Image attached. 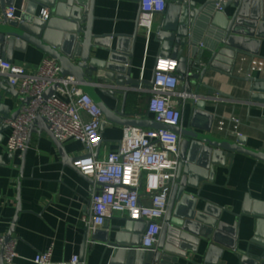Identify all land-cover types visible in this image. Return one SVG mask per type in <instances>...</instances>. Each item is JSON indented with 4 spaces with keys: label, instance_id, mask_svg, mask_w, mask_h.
<instances>
[{
    "label": "water",
    "instance_id": "obj_1",
    "mask_svg": "<svg viewBox=\"0 0 264 264\" xmlns=\"http://www.w3.org/2000/svg\"><path fill=\"white\" fill-rule=\"evenodd\" d=\"M23 1L27 4L24 13L17 21L7 22L4 9L13 5V2L0 0V60L11 62L13 50L25 51L27 46H30L45 57L54 60L59 66L61 77H70L79 84L82 92L87 94L102 112L104 122L101 128L105 123H109L122 128L163 129L181 138L179 168H177L175 185L169 194L156 252L140 250L141 236L146 223L127 221L112 241L109 237L104 241L106 246L112 248L109 264H162L167 261L166 256L173 253L167 247L168 242L173 238L188 240V237L181 236L179 231L190 232L198 239L197 242L206 241L224 247L219 241L223 237L224 228L219 222L220 210L207 205L201 212L196 211V200L186 189L196 188L197 185L192 182V178L195 177L198 168L201 167L204 172H209L214 165L220 164L219 158L228 159L234 153H240L264 162V154L245 148L244 139L241 137L235 141L214 137L211 121H208L205 127L195 126L196 118L206 115L205 100H198L192 95V86L196 82L201 85L208 73L236 79L233 71L238 57L260 58L259 46L261 40H264V0H232L224 5L222 13H216L213 3L208 1L199 8L189 0H165V9L160 14L153 40L157 43L159 59L176 61V78L180 82V91L191 100V124L184 129L167 127L144 119L136 120L134 116H127L124 112L127 96L135 93L139 87L149 88L154 79V72L148 82L134 78L132 57L138 30L137 21L136 32L129 38L130 50L123 51L119 47L111 50L105 44L108 36L96 35L93 32L96 21L94 17L96 0ZM37 7L48 10L47 22L41 21L34 15ZM228 7L234 10L231 15L225 13ZM202 32L206 33V38L203 51L198 52ZM93 51L105 52L107 57L100 58ZM201 61L205 62L202 68H200ZM239 81L248 83L250 101L264 104V77H245ZM94 85L100 86L101 94L114 102L112 110L100 100L94 91ZM205 88L208 90L207 97H211L214 93L222 96L216 90L206 86ZM54 89L55 86L47 89L44 98L53 94ZM0 92H2L0 95L1 138L2 132L9 130L5 122L13 121L18 116L20 108L28 104V98L20 97L18 92L2 79H0ZM119 96L122 97L120 109H118ZM10 100L18 103L15 109H11ZM49 129L43 118H36L28 127L26 145L29 146L31 134H45L55 146L61 164L83 177L74 167L78 158H71ZM101 142L100 136L99 145ZM25 153L26 149L21 154L22 162ZM16 203V216L9 233L4 236V243L10 241L14 233V225L20 212L19 198L16 199ZM212 209L214 214L210 212ZM242 213L251 215L256 220V232L250 240V248L255 251L238 252L239 264H264V206L255 204L251 213L247 210ZM99 231L90 237L91 241L100 236ZM208 249L215 250L212 246ZM227 249L233 251L235 247L228 246ZM0 264L5 263L0 259Z\"/></svg>",
    "mask_w": 264,
    "mask_h": 264
},
{
    "label": "crops",
    "instance_id": "obj_2",
    "mask_svg": "<svg viewBox=\"0 0 264 264\" xmlns=\"http://www.w3.org/2000/svg\"><path fill=\"white\" fill-rule=\"evenodd\" d=\"M11 1L16 8V17L19 18L27 4L23 0ZM189 1L194 2L199 8L206 2L205 0ZM41 10L43 9L40 7L35 9L34 15L37 18ZM225 10L228 15L234 11L230 7ZM138 14L137 0H96L94 7L96 21L93 32L96 35H107L108 40L105 44L111 50L119 47L123 51H129L131 48L129 38L136 32ZM160 17V15L155 16L148 41L142 31L136 32L132 71L134 78L142 82L152 79L156 61L159 59L158 47L153 35ZM205 38L206 33L202 32L198 52L203 51ZM93 53L98 54L100 58L107 57L105 52L93 51ZM258 54L264 59V40H261ZM43 58L45 56L40 51L30 46H27L25 51L13 50L11 54L13 64L28 69H36ZM241 58L250 59L240 56L238 60ZM201 62L200 68L205 63ZM239 67L245 69L246 65L236 63L233 71L236 79L208 73L201 85L196 82L192 86V95L198 100H205L206 114L198 116L194 124L205 127L208 121H211L213 136L223 139L224 134L215 131L216 123L233 117L240 122L239 130L241 138L244 139V147L264 154V104L250 101L248 83L239 81L245 76L236 75ZM205 86L218 91L222 96L214 93L211 97H207L208 90ZM93 88L100 100L112 110L114 102L101 94L100 86L94 85ZM177 92L182 93L180 82ZM148 98L149 95L142 91L130 93L125 102V114L134 116L136 120L153 122V116L146 109ZM121 101L122 97L119 96L118 109ZM17 106L15 100H10L11 109ZM178 109L181 114L179 127L184 129L191 124V100L186 98L184 101H179ZM122 131V127L105 123L100 129L102 142L95 157L101 158L106 153L115 152L122 138ZM8 135L9 130L2 132L0 138V234L2 236L9 233L16 216V199L19 198L20 202V212L11 239L15 242L14 250L17 256L11 264H33L32 259L36 254L49 249L52 251L53 264L68 261L72 256H78L84 264H109L112 248L106 246L104 241L107 237L112 241L127 221L123 217L113 216L99 231L100 236L91 241V236L86 233L81 221L88 215L91 190L89 179L77 175L61 164L55 146L45 134H31L23 162L21 157L19 159L5 152L4 144ZM225 139L235 141L234 138ZM62 145L71 158H79L86 154L84 147L75 141L69 140ZM218 161L220 164L214 165L209 172H204L201 167L198 168V172L192 178V182L197 185L196 188L186 190L196 200V211L201 212L207 205L220 210L219 222L224 228L223 237L219 241L224 247L234 246L235 249L231 251L206 241L197 242L198 239L190 232L179 231L181 236L188 237V240L171 239L167 247L173 253L167 255V261L162 264H239L238 252L255 251L250 248V240L256 232V220L242 212L247 210L251 213L255 204L264 206V162L240 153H234L228 159L219 158ZM141 197H144L143 192ZM210 212L214 214L213 209ZM210 246L215 250L209 251ZM156 250L155 247L152 252L155 253Z\"/></svg>",
    "mask_w": 264,
    "mask_h": 264
},
{
    "label": "built area",
    "instance_id": "obj_3",
    "mask_svg": "<svg viewBox=\"0 0 264 264\" xmlns=\"http://www.w3.org/2000/svg\"><path fill=\"white\" fill-rule=\"evenodd\" d=\"M205 1L213 3L216 13H222L224 5L232 0ZM165 4V0H138L137 29L143 32L146 41L155 16L164 11ZM4 17L7 22L19 19L13 5L5 8ZM38 18L47 22L48 10H41ZM237 62L246 65L245 69L237 68V76L264 77V59L241 58ZM176 68V61L157 59L152 85L147 89L139 87L136 92L149 95L146 109L154 123L179 129L178 104L188 96L177 92ZM0 79L13 87L20 97L28 98V104L20 108L18 116L5 122L9 127L5 152L20 159L27 146L28 127L36 118H43L58 142L75 141L86 150V154L74 163L75 169L92 182L88 215L81 219L86 233L94 235L113 216L130 222L141 221L146 226L140 249L154 251L179 168L180 136L163 129L126 127L117 150L97 158L95 154L104 122L102 112L78 83L59 75V66L54 60L45 57L36 69L0 60ZM52 86H55L53 94L44 98V93ZM239 127L240 122L230 117L218 121L215 131L225 138L237 139L241 137ZM142 192L144 197H141ZM14 246L13 240L4 243V236L0 234V259L5 264H11L16 258ZM51 252L49 249L36 254L32 263L53 264ZM57 264L84 263L78 256H72Z\"/></svg>",
    "mask_w": 264,
    "mask_h": 264
}]
</instances>
